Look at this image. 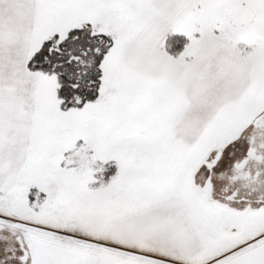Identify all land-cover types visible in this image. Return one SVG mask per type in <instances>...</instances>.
<instances>
[{"label": "snow or ice", "instance_id": "snow-or-ice-1", "mask_svg": "<svg viewBox=\"0 0 264 264\" xmlns=\"http://www.w3.org/2000/svg\"><path fill=\"white\" fill-rule=\"evenodd\" d=\"M0 264H264V0H0Z\"/></svg>", "mask_w": 264, "mask_h": 264}]
</instances>
